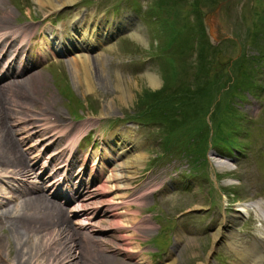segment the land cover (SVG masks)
<instances>
[{
	"label": "rangeland",
	"instance_id": "374dc122",
	"mask_svg": "<svg viewBox=\"0 0 264 264\" xmlns=\"http://www.w3.org/2000/svg\"><path fill=\"white\" fill-rule=\"evenodd\" d=\"M89 15L108 32L113 29L87 52L94 62L90 90L83 73L69 63L71 52L54 44V54H39L52 28ZM3 20L43 33L29 50L33 85L12 93L24 107L33 105L24 109L32 113L33 125L54 111L69 136L82 132L76 152L83 167L88 155L94 156L93 163L103 162L115 141L125 143L123 138L129 140L131 154L143 156L131 186L121 191L143 221L133 227L113 216L110 196L98 190L109 167L99 174L86 168L83 175L82 191L90 193L85 208L93 212L85 228L76 227L73 205H65V198L48 196L67 210L74 241L84 247L77 255L81 250L93 261L107 257L108 264H234L240 260L235 249L226 240H215L224 216L234 218L231 227L238 244L264 238L263 222L252 220L264 206V0H76L54 11L36 0H0V24ZM80 34L72 33L76 41ZM153 73L158 77L154 87L148 78ZM62 143L59 148L68 156ZM23 144L18 146L24 151L28 144ZM51 145H37L48 161L58 148ZM116 162L107 161L112 167ZM222 163L228 168L220 171ZM49 168L55 172L58 165ZM30 179L31 186L42 183L35 174ZM15 185L9 177L0 179V203L8 202L9 191L18 198L24 194ZM14 204L16 218L1 220L6 230L0 232V264L13 258L9 250L16 239L8 233L10 221L23 224L17 218L24 214L22 205L19 200ZM245 207L251 210L235 213ZM50 221L59 224L56 212ZM126 233L140 244V254L123 250L121 236ZM33 234L34 249H43L42 233ZM261 255L259 264H264V248ZM43 262L41 251L31 264Z\"/></svg>",
	"mask_w": 264,
	"mask_h": 264
},
{
	"label": "bare ground",
	"instance_id": "6f19581e",
	"mask_svg": "<svg viewBox=\"0 0 264 264\" xmlns=\"http://www.w3.org/2000/svg\"><path fill=\"white\" fill-rule=\"evenodd\" d=\"M75 1L36 0L41 8H48L50 11H54L65 5H74ZM8 15L11 17L12 14L9 13ZM83 20L84 22L81 23ZM9 21L3 20L2 22L5 23L0 24V179L8 177L13 179L16 185H18H15L18 193L24 194L18 198L16 192L9 191V194L6 196L8 202L0 203V232L4 234L6 230V226L1 222L3 218L6 219L10 216L16 218L14 211L17 207L15 204L14 206L10 205V203L19 200L24 214L17 216L23 224L19 225L13 220L10 221V226L7 228L10 231L8 233H12L15 237L16 245L14 250H9V255H13V258L5 260V264H31V261L36 259L41 251L43 252L44 262L40 264H108L107 257L103 258V256H100L93 261L91 258L84 256L81 250L79 251V255H77L76 251L82 249L83 245L81 241H74L67 210L55 205L53 201L49 200L48 196L52 197L53 195L59 196L62 199L65 198V205H73L71 214L76 219L74 224H77L76 227L85 228V224L91 223V214L93 212L85 208L87 195L90 193L86 194L87 191H82L84 189L82 186L85 185L83 175L86 168L92 171L94 167V171L97 172L96 174H99L109 167L108 173L105 175L102 184L99 185L98 190L110 196L108 208L113 216L119 221L124 220L123 223H127L125 224L126 227H133L143 221L137 220V213L127 206L126 200L129 196H125L121 191L131 186V180L134 178L143 156L141 153H130L131 150L129 151V149L131 146H128L129 140L127 138H123L127 144L122 143V141L121 143L115 141L112 147H110L111 144L104 140V144L109 145L111 148L110 155L108 154L109 151L106 152L107 155L104 161L96 164L93 163L94 156H86L84 154V157H86L83 167L84 161L81 162L82 160L78 152H76L82 140V132L69 136L70 131L66 128L67 125L56 121L57 118L54 117L56 115L54 111L45 113L47 111L45 110V114L41 118H38L37 125L35 123L33 125L35 121L32 113L30 115L25 113V110L30 106L33 107V105L27 102L28 105L24 107L21 101H15L12 98V93L15 89L26 91L29 85H33L36 74L28 75L32 71L30 65L33 62L29 58V50L33 49L34 39L40 38L43 33L39 32L38 29H34L31 25H25L26 27L20 28L17 25H12V22ZM55 29H51L52 34L50 38L41 37L43 38V42L40 47L41 51H39L40 56L44 57L48 53L54 54L56 51L54 44L61 45L66 53H72L68 59L69 63L77 73H83L84 81H87V88L89 90L92 89L94 80L91 66L94 62L87 52L90 48L99 46L103 39L108 38L113 29H110L108 32L99 22L93 20V16L91 15L89 17H82L81 20H78L74 24L70 25L68 23L59 26L57 30ZM212 32H214L213 28ZM72 33L76 35L77 33H81V37H79L80 43H78V39L76 41L73 38ZM33 55H30L31 58H34ZM95 58L98 60V55ZM15 67L23 69H20L21 71L19 72L14 69ZM6 68L8 69L5 70ZM148 78L153 87L158 85V77L154 73L149 74ZM26 98H30V96H26ZM12 102H16V105ZM22 124L25 126L16 128L15 130L10 127L11 125L15 127L21 126ZM30 124L32 126H29ZM26 133L27 135H22ZM17 134L20 136L18 140L22 146L24 145L23 143L25 145L28 144V147L24 151L18 146L19 142L16 140L17 137H15ZM34 136H38L36 137L38 140L37 144L34 143ZM56 136L58 138L53 140ZM62 139V144L68 149V156L67 152L65 153L64 151L65 149L60 150L59 148ZM29 142H32V144H29ZM43 142L52 143L51 146L58 147L53 150L52 155L50 154L51 158L49 161L44 157L45 152L39 151L37 147V145L39 146ZM74 153L77 154V157L74 156ZM29 154H32L31 157H29ZM110 158H114L117 161L113 167L107 163ZM78 163H80L81 167L77 165ZM53 164L58 165L55 172L50 171L49 168ZM8 167H12V169H7ZM218 167L222 171L228 168V165L222 163ZM32 174H35L36 178L41 179L42 183L40 186H36L34 183L31 186L29 181ZM22 184L24 186L27 185V188L22 187ZM77 184L78 186H76ZM62 185L68 188V193L61 188ZM70 192L72 193L70 194ZM2 193L0 191V196ZM38 209L40 210L38 211ZM258 210L264 213V206H259ZM249 211L246 207L237 208L235 213L243 215V213ZM53 212H56L59 224L50 221ZM260 212L254 215L252 220L254 222L260 220L264 225V216ZM24 217L28 218V220H25ZM233 219L224 216L214 231L215 240H226L235 249L240 260L234 264H248L250 262L251 264H259L263 260L261 251L264 248V238H258L257 242L255 241L250 245L238 244L237 234L233 233L231 227L234 223ZM119 226H122V224H119ZM33 233H42L40 238L42 239L43 249H34ZM1 239L2 237H0V241ZM121 239L123 241V250H125L127 255L141 253L140 244L133 241L131 234L126 233L121 236ZM97 242L103 241L97 239ZM143 258L142 260L145 263L146 260ZM13 261L15 263H12Z\"/></svg>",
	"mask_w": 264,
	"mask_h": 264
},
{
	"label": "trees",
	"instance_id": "16d2710c",
	"mask_svg": "<svg viewBox=\"0 0 264 264\" xmlns=\"http://www.w3.org/2000/svg\"><path fill=\"white\" fill-rule=\"evenodd\" d=\"M154 94H158V92L156 93V92H154ZM154 96V95H153Z\"/></svg>",
	"mask_w": 264,
	"mask_h": 264
}]
</instances>
